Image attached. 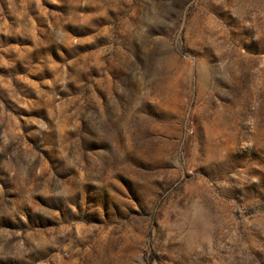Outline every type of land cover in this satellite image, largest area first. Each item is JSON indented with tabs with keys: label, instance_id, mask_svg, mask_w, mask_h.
I'll return each instance as SVG.
<instances>
[{
	"label": "rangeland",
	"instance_id": "374dc122",
	"mask_svg": "<svg viewBox=\"0 0 264 264\" xmlns=\"http://www.w3.org/2000/svg\"><path fill=\"white\" fill-rule=\"evenodd\" d=\"M0 264H264V0H0Z\"/></svg>",
	"mask_w": 264,
	"mask_h": 264
}]
</instances>
